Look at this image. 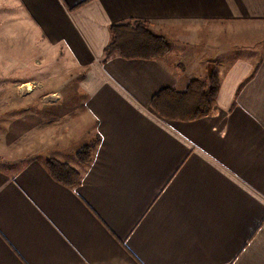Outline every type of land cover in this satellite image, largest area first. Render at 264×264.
I'll return each mask as SVG.
<instances>
[{
  "label": "crops",
  "instance_id": "1",
  "mask_svg": "<svg viewBox=\"0 0 264 264\" xmlns=\"http://www.w3.org/2000/svg\"><path fill=\"white\" fill-rule=\"evenodd\" d=\"M129 19L148 20L170 53L103 61L111 25ZM53 53L74 60L60 70L65 86L76 70L90 118H35L65 101L47 102L43 83L20 118V69ZM216 61L206 115L152 109ZM0 107V264H264V0H0ZM50 157L81 183L56 180Z\"/></svg>",
  "mask_w": 264,
  "mask_h": 264
},
{
  "label": "trees",
  "instance_id": "2",
  "mask_svg": "<svg viewBox=\"0 0 264 264\" xmlns=\"http://www.w3.org/2000/svg\"><path fill=\"white\" fill-rule=\"evenodd\" d=\"M111 40L105 48L103 61L118 55L126 59H161L171 51L170 41L151 28L148 20L129 19L112 24ZM220 78L211 71L207 78H191L184 90L166 87L152 98L151 107L167 120L191 121L206 115L217 99ZM91 145L77 151L78 161L85 165L91 160ZM47 165L53 177L67 186L81 183L82 174L70 164L50 157Z\"/></svg>",
  "mask_w": 264,
  "mask_h": 264
},
{
  "label": "rangeland",
  "instance_id": "3",
  "mask_svg": "<svg viewBox=\"0 0 264 264\" xmlns=\"http://www.w3.org/2000/svg\"><path fill=\"white\" fill-rule=\"evenodd\" d=\"M65 60L66 59H64L63 56L56 55V53H53L52 58L50 60V64L45 65L40 70H36V63L34 69H20V118H28V115L30 116V118L31 116L33 117V115L28 112V88L29 86H31V88L35 87L36 89H39L42 86V83L46 91L45 97L47 98L44 99H46L47 102L53 100V98L51 97H53L54 92L59 94L63 92V95L65 96V101H53V103L44 106V108L42 109L37 108V112L34 113L36 114L35 118H90V115H86L82 107L77 105L78 100L76 101L75 99V82H77V79H75L76 70L74 68H69L70 65L74 64V60L71 58H67V63L65 62ZM214 63H211L208 68L209 74L211 71L218 69L217 61ZM64 65L69 66L67 71L68 82L66 86V76L60 70L61 67H64ZM85 72L86 70L84 69L83 73ZM209 74L206 76V78L209 76ZM64 86L65 90L63 91ZM42 93L43 91H40L38 93L39 95L37 96V100L38 98H40V96H42ZM8 109L10 110V106L8 107ZM14 113L16 114V112ZM51 133L53 134V132Z\"/></svg>",
  "mask_w": 264,
  "mask_h": 264
}]
</instances>
